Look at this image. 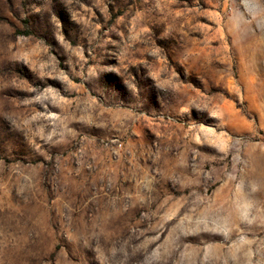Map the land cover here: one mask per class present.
I'll return each instance as SVG.
<instances>
[{
    "label": "rangeland",
    "instance_id": "obj_1",
    "mask_svg": "<svg viewBox=\"0 0 264 264\" xmlns=\"http://www.w3.org/2000/svg\"><path fill=\"white\" fill-rule=\"evenodd\" d=\"M0 264H264V0H0Z\"/></svg>",
    "mask_w": 264,
    "mask_h": 264
}]
</instances>
